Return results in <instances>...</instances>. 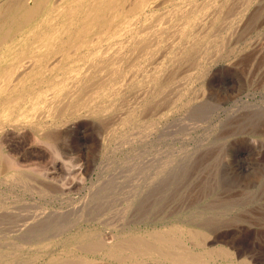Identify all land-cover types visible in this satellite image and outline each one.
Returning a JSON list of instances; mask_svg holds the SVG:
<instances>
[{
  "label": "bare ground",
  "instance_id": "obj_1",
  "mask_svg": "<svg viewBox=\"0 0 264 264\" xmlns=\"http://www.w3.org/2000/svg\"><path fill=\"white\" fill-rule=\"evenodd\" d=\"M254 1L0 0V188L64 192L66 177L89 169L70 155L69 135L94 128L103 144L111 142L187 100L194 75L224 55L231 25ZM217 239L206 225L180 219L108 237L86 228L70 238L63 261L52 256L48 263L240 264L232 248L209 245ZM8 243L0 264L20 248L50 245ZM17 264H33L32 258Z\"/></svg>",
  "mask_w": 264,
  "mask_h": 264
},
{
  "label": "rangeland",
  "instance_id": "obj_2",
  "mask_svg": "<svg viewBox=\"0 0 264 264\" xmlns=\"http://www.w3.org/2000/svg\"><path fill=\"white\" fill-rule=\"evenodd\" d=\"M243 15L226 35L224 55L186 87L187 100L111 142L103 144L94 128L69 135L70 155L89 169L66 177L64 192L0 188V250L10 249L13 239L50 242L20 248L3 264L25 258L49 264L52 256L61 262L78 230L98 229L108 237L174 219L206 225L218 236L209 245L232 248L240 264H264V0ZM120 218L140 222L98 221Z\"/></svg>",
  "mask_w": 264,
  "mask_h": 264
}]
</instances>
